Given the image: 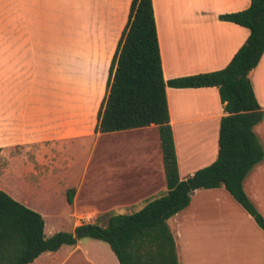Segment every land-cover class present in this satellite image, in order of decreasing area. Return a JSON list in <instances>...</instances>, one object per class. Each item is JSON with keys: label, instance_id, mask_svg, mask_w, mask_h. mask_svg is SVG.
<instances>
[{"label": "crops", "instance_id": "obj_1", "mask_svg": "<svg viewBox=\"0 0 264 264\" xmlns=\"http://www.w3.org/2000/svg\"><path fill=\"white\" fill-rule=\"evenodd\" d=\"M111 1L102 18L113 31L102 64L106 73L131 2ZM151 2L165 80L225 67L248 37L246 27L219 16L247 8L250 0ZM91 43V54L97 57L103 42ZM30 47L28 53L15 52L13 75H7V62L0 57V189L42 215L46 237L62 231L52 224L47 229L46 218L67 223L71 230L65 232H74L83 213H131L164 193L157 127L95 132V114L81 132L78 105L71 107L66 121L62 104L53 102L49 108L41 56L32 59ZM90 65L79 67L84 78ZM249 78L264 111V52ZM166 96L179 177L184 179L216 159L223 104L215 86H167ZM253 130L264 149V118ZM14 182L37 194L39 202L16 194ZM243 190L264 217V157L244 177ZM55 198L59 205H54ZM168 225L179 264H264V231L223 185L195 189L189 204L170 217ZM97 240L84 237L63 244L27 264H119L109 245L102 241L110 250Z\"/></svg>", "mask_w": 264, "mask_h": 264}, {"label": "trees", "instance_id": "obj_2", "mask_svg": "<svg viewBox=\"0 0 264 264\" xmlns=\"http://www.w3.org/2000/svg\"><path fill=\"white\" fill-rule=\"evenodd\" d=\"M220 19L246 27L248 37L229 63L218 70L163 77L151 0H131L117 39L96 112L95 132L157 127L166 191L131 213H111L104 224L78 225L74 232L46 237L40 213L0 189V264H27L44 251L73 245L90 237L106 242L119 264H179L176 240L168 219L189 204L199 188L224 186L264 231V217L243 190V179L264 157L253 127L264 118L249 72L264 52V0L221 14ZM218 89L224 115L219 122L218 152L209 165L179 177L166 87ZM67 200L71 199L67 196Z\"/></svg>", "mask_w": 264, "mask_h": 264}, {"label": "rangeland", "instance_id": "obj_3", "mask_svg": "<svg viewBox=\"0 0 264 264\" xmlns=\"http://www.w3.org/2000/svg\"><path fill=\"white\" fill-rule=\"evenodd\" d=\"M120 1L115 0L114 5ZM110 2L112 1L0 0V57L7 62V75H13L14 70L16 71L15 52L21 50L16 53L17 56L22 55L23 49L28 53L30 44L32 59L41 56V82L48 90L49 108L53 102L62 104L66 108V121L71 114V107L78 105L81 132L92 124L105 92L107 73L102 64L108 56L113 31L110 22H103L102 18L103 13L109 12ZM93 39L103 42L97 57L91 54L94 50L91 47ZM85 64L92 65L87 78L82 76L83 72L79 68ZM15 183L16 194L29 201L39 202L37 194L26 191L22 185ZM59 204V200L55 198L54 205ZM110 213L112 212L96 216V221L104 224ZM46 221L47 229L52 224L62 231L71 230L67 223L54 224L49 218ZM179 229L182 231V225ZM97 242L110 250L106 243L99 240Z\"/></svg>", "mask_w": 264, "mask_h": 264}, {"label": "built area", "instance_id": "obj_4", "mask_svg": "<svg viewBox=\"0 0 264 264\" xmlns=\"http://www.w3.org/2000/svg\"><path fill=\"white\" fill-rule=\"evenodd\" d=\"M96 220V214L94 212H86L78 216L79 225L92 224Z\"/></svg>", "mask_w": 264, "mask_h": 264}]
</instances>
